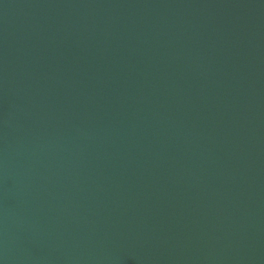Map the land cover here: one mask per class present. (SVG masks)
Masks as SVG:
<instances>
[{"label":"water","instance_id":"water-1","mask_svg":"<svg viewBox=\"0 0 264 264\" xmlns=\"http://www.w3.org/2000/svg\"><path fill=\"white\" fill-rule=\"evenodd\" d=\"M0 264H264V0H0Z\"/></svg>","mask_w":264,"mask_h":264}]
</instances>
